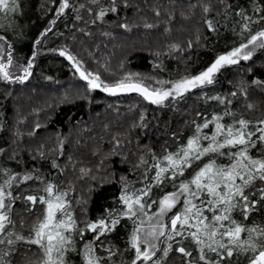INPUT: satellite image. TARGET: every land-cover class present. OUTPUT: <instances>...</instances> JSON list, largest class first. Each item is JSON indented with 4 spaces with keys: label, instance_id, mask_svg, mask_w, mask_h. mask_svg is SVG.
Masks as SVG:
<instances>
[{
    "label": "trees",
    "instance_id": "trees-1",
    "mask_svg": "<svg viewBox=\"0 0 264 264\" xmlns=\"http://www.w3.org/2000/svg\"><path fill=\"white\" fill-rule=\"evenodd\" d=\"M69 2L61 13L63 0H19L20 12L12 15L11 26L0 29V37L10 45L13 68L20 70L32 63L31 79L23 84H11L0 77V184L10 175H32L11 190L15 197L10 213L14 224L8 225L7 232L25 238L32 235V226L42 218L45 206L39 201L32 205L24 198L46 196L43 188L52 183L68 192L66 200L77 225L64 255L66 264H85V245L93 241L99 264H133L135 250L129 240L134 221H138L123 215L126 205L121 196L126 186L130 195L154 185L143 198L151 205L145 211L152 214L164 195L179 191L181 181L191 180L208 162V156L193 161L174 181L155 185L152 179L157 171L155 163L168 152L186 146L197 124L218 115L226 125L245 119L264 127L258 124L264 120V48L247 60L223 67L212 84L170 97L163 104L152 103L136 92L112 95L103 87L93 89L67 56L74 57L81 71L99 75L104 84L132 75L150 90L167 89L169 83L157 82L197 76L219 56L264 31V0ZM77 5L82 6L79 9ZM101 9L106 10L102 19L98 18ZM61 51L66 54L60 55ZM217 96L224 102L214 99ZM250 130L254 128L250 126ZM213 131L212 124L202 129L208 135ZM259 135L257 132L253 139ZM262 153L264 145L260 143L251 150L256 157ZM142 157L146 163H141ZM217 163L227 164L228 160L218 157ZM256 186L264 185L257 181ZM182 207L183 198L169 213L167 223ZM110 214L118 215L119 223L94 240L97 233L86 225L109 221ZM205 215L211 218V213ZM232 215L247 226H264V201L247 221L239 212ZM167 243L173 244L168 256L158 251L153 259L161 258L162 264H203L190 238L179 244L158 243V247L162 250ZM178 247H185L192 255L185 257L176 251ZM1 251L3 264H40L44 259L39 246L21 241L1 244L0 255ZM250 255L235 251L222 264H249ZM207 256L217 258L211 252Z\"/></svg>",
    "mask_w": 264,
    "mask_h": 264
},
{
    "label": "snow or ice",
    "instance_id": "snow-or-ice-1",
    "mask_svg": "<svg viewBox=\"0 0 264 264\" xmlns=\"http://www.w3.org/2000/svg\"><path fill=\"white\" fill-rule=\"evenodd\" d=\"M92 2L95 4L99 0H92ZM114 3L115 0H113ZM67 7H69L68 0H63L59 12L62 13ZM16 10V0H0V13ZM111 10L116 11L115 7ZM105 12V9H101L98 18L102 19ZM245 19L250 20L251 18L245 17ZM207 23L209 28L213 27L211 21ZM0 40H4V37H0ZM258 40L260 41L258 46L264 48V31L252 35L247 44H242L227 54L219 56L211 66L197 76L175 82H157L161 85L169 83L171 87L167 89L150 90L142 81H134L132 75L111 85L104 84L100 81L99 75L93 76L92 73L81 71L79 63L74 60L73 56L68 55L67 59L75 63L80 76L87 80L93 89L103 87L105 92L112 95L121 92H136L152 103L162 104L169 97L175 98L190 89L212 84L214 74L222 67L236 64L240 59H249L252 51H245V49H248L249 44L255 45ZM4 54L5 49L0 44V60L3 59ZM65 54L64 51L60 52L62 56ZM11 64V52H8L7 62H0V73L3 74L5 80L12 79L6 71ZM31 67L32 63L29 61L28 67L23 69L25 75L17 76L15 79H26L30 75ZM214 99L220 103L224 102L218 96ZM225 114L230 115V113ZM221 119L222 117L217 115L213 116L210 121L206 119L202 125L197 124L195 134L188 139L186 146H182L175 153L168 152L162 160L155 163L154 167L157 171L152 179L155 185H159L165 180L174 181L178 176H182L185 169L192 166L193 161H200L205 156L209 157L208 162L195 171L191 180L181 181L178 185L179 191L166 194L158 201L159 211L156 214L148 216L145 208L151 205H146L143 200L144 197L149 196L154 185H146L145 188L138 189L130 195L127 194L126 186L125 195L121 196V201L126 205L123 215L130 219L138 215L140 217L139 223L134 221L135 227L129 240L131 248L135 250L133 264L139 261L143 264H148L149 261H152V264H162L161 258H153L156 257L158 251H162L163 257L166 258L173 249V244L167 243V246L161 250L158 243L176 241L179 244L183 239L189 238L198 247L199 260L203 264H222L225 259L233 257L235 251L251 253L249 264H264V226L255 224L247 226L237 221L232 215L233 212H239L243 220L247 221L249 215L256 210V206L264 201V186H256L257 181L264 185V153L258 157L251 155V150L256 148L257 143L264 145V127H256L252 121L245 119H239L233 124L226 125L220 122ZM210 124L214 125L213 133L211 135L202 133V129H207ZM258 124L264 125V120L259 121ZM250 126L254 130H250ZM257 132L260 135L253 139ZM202 141H207V144ZM218 157H226L228 163L218 164ZM141 163H146L143 157ZM53 167L57 165L53 163ZM29 179H32L31 174L21 178L10 175L0 184V244L13 245L17 241H25L43 250L42 264H66L64 255L69 250L68 245L72 244L71 232L77 230V225L69 211L70 202L66 200L68 192L61 191L56 185L48 183L44 186L43 191L46 196L28 195L24 198L32 205L39 201L45 206L42 218H38L37 223L32 226L31 236L25 238L13 232L6 233L8 225L14 224L10 213L15 197L8 189L13 183L18 184ZM37 179L40 178L37 177ZM251 197L258 198L251 199ZM181 198H183L182 209L169 218V223H165V216L181 203ZM205 212L211 213V218L205 215ZM110 217L109 221L101 219L86 225L88 230L97 233L94 240H99L105 232L115 229L119 223V216L110 214ZM143 217H147V228L144 227ZM80 232L82 235L83 230ZM13 236L15 239H12ZM161 237L164 240H161ZM177 237L181 240H177ZM93 244L94 241L85 245L86 264H99V258L93 256ZM111 251L109 249V252ZM176 251L185 257L192 255L185 247H178ZM208 252L214 253L217 258L209 259ZM0 264H3L2 260ZM188 264H191V261Z\"/></svg>",
    "mask_w": 264,
    "mask_h": 264
},
{
    "label": "rangeland",
    "instance_id": "rangeland-1",
    "mask_svg": "<svg viewBox=\"0 0 264 264\" xmlns=\"http://www.w3.org/2000/svg\"><path fill=\"white\" fill-rule=\"evenodd\" d=\"M18 1L19 0H16V4L18 3ZM70 2H69V0H68V4H69ZM82 5H77V8H79L80 9V7H81ZM61 7V6H60ZM20 12V7L18 6V4H17V10L15 11V12H9V13H0V29H8V26H11V21H10V19H11V17H12V15H14L15 13L17 14V13H19ZM248 43V42H247ZM247 43H245V44H247ZM259 43H260V41L258 40L257 42H256V44L255 45H253V44H249L248 45V49H245V51H249V50H251L252 51V55L258 50V49H260V47L258 46L259 45ZM0 44H2L3 45V47H4V49H5V54H4V57H3V59L2 60H0V62H3V63H6L7 62V53H8V51H9V46H8V44L4 41V40H0ZM251 55V56H252ZM244 59H240L239 60V62L240 61H243ZM75 65V64H74ZM76 66V65H75ZM225 66H228V65H225ZM224 66V67H225ZM24 68H27V67H22L20 70H15L14 68H13V63L10 65V66H8V68L6 69V71H8L9 72V74H10V76L12 77V79L11 80H6L8 83H11V84H23V83H25L26 81H29L30 79H31V70L29 69V72H30V75H28L27 76V78L26 79H24V80H16L15 78L17 77V76H24L25 75V73H24V71H23V69ZM223 68V67H222ZM221 68V69H222ZM220 69V70H221ZM219 70V71H220ZM218 71V72H219ZM217 72V73H218ZM217 73H215L214 74V78L216 77V75H217ZM0 77L3 79V80H5L4 78H3V74L2 73H0ZM214 78H213V80H214ZM207 85V84H206ZM171 87V86H170ZM191 90V89H190ZM186 93V92H185ZM184 94V93H183ZM177 97V96H176ZM168 99H170V97L168 98ZM167 99V100H168ZM148 101H150V100H148ZM151 102V101H150ZM166 102V100L163 102V103H165ZM162 103V104H163ZM24 175H17V177L18 178H21V177H23ZM23 182V181H22ZM21 183V182H20ZM19 184V183H18ZM17 183H13V185L11 186V188H9L8 190L9 191H11L12 190V188L13 187H15V186H17L18 185ZM176 207H177V205H176ZM175 207V208H176ZM175 208H173L171 211H173V210H175ZM159 211V207H158V209H157V211L156 212H154V213H152V214H150V213H148L147 212V214H148V216H153L154 214H156L157 212ZM170 211V212H171ZM169 212V213H170ZM169 213L167 214V216H165V218H164V220H165V223H167V221H168V219H167V217H168V215H169ZM58 218H59V214H58ZM134 218H136L137 219V221H138V223H139V220H140V217H139V215L137 216V217H134ZM143 219L145 220V224H144V227L145 228H147L148 227V223H147V217H143ZM86 228V227H85ZM84 228V229H85ZM9 229V228H8ZM6 230V233H7V231H9V230ZM6 233H5V235H6ZM162 238V237H161ZM17 242H20V241H17ZM21 242H25V241H21ZM73 242H74V240H73ZM1 245V244H0ZM158 246H159V244H158ZM94 248V247H93ZM5 255H6V253H5ZM93 256L94 257H97L96 256V253H95V249H94V252H93ZM1 257H2V262H5V258H4V255L2 254V251H1V255H0V260H1ZM4 260V261H3ZM42 262V261H41ZM40 264H42V263H40ZM85 264H86V260H85Z\"/></svg>",
    "mask_w": 264,
    "mask_h": 264
},
{
    "label": "water",
    "instance_id": "water-1",
    "mask_svg": "<svg viewBox=\"0 0 264 264\" xmlns=\"http://www.w3.org/2000/svg\"><path fill=\"white\" fill-rule=\"evenodd\" d=\"M75 68V70L77 71V69H76V66L74 67ZM78 72V71H77ZM79 73V72H78Z\"/></svg>",
    "mask_w": 264,
    "mask_h": 264
}]
</instances>
